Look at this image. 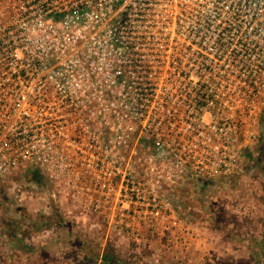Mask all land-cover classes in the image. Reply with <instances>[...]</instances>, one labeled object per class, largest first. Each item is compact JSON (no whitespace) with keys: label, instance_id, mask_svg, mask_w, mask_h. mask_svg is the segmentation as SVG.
I'll return each instance as SVG.
<instances>
[{"label":"built area","instance_id":"built-area-1","mask_svg":"<svg viewBox=\"0 0 264 264\" xmlns=\"http://www.w3.org/2000/svg\"><path fill=\"white\" fill-rule=\"evenodd\" d=\"M263 119L264 0H0V182L112 235L190 236L184 183L243 173Z\"/></svg>","mask_w":264,"mask_h":264},{"label":"rangeland","instance_id":"rangeland-1","mask_svg":"<svg viewBox=\"0 0 264 264\" xmlns=\"http://www.w3.org/2000/svg\"><path fill=\"white\" fill-rule=\"evenodd\" d=\"M261 124L263 138L247 153L243 173L184 183L177 207L190 236L177 242L155 233L130 243L93 218L70 213L37 171L11 176L0 184V264H109L106 255L114 264H264V119ZM20 239L37 250L21 258L9 244Z\"/></svg>","mask_w":264,"mask_h":264},{"label":"crops","instance_id":"crops-1","mask_svg":"<svg viewBox=\"0 0 264 264\" xmlns=\"http://www.w3.org/2000/svg\"><path fill=\"white\" fill-rule=\"evenodd\" d=\"M39 174V173H38ZM15 176V175H14ZM18 176V175H17ZM38 176H41L40 174L38 175ZM9 178H11V176L10 177H7V178H5V179H3L1 182H0V184H2V185H4L5 184V182H7V181H9ZM33 178H37V177H33ZM79 221V220H78ZM20 242H21V244L19 245V244H17V243H15V242H9V244H10V246H11V248L12 249H15L16 250V252H18V253H20V257L22 258L23 256L25 257H28L29 255H32L33 254V252L35 251V250H37V247H36V249L35 248H29L28 249V243L26 242L25 243V240H23V239H20L19 240ZM210 245V244H209ZM68 249V248H67ZM47 251H48V253H49V256H50V258H55L57 255L55 254V252H51V251H49V249H47ZM49 259H47V261H48ZM190 260V259H189ZM78 261V260H77ZM76 261H73L72 262V264H74ZM58 264H59V262H57ZM34 264H38V263H34ZM46 264H51V263H49V262H47ZM52 264H56V262H54L53 260H52ZM61 264H63V263H61Z\"/></svg>","mask_w":264,"mask_h":264},{"label":"trees","instance_id":"trees-1","mask_svg":"<svg viewBox=\"0 0 264 264\" xmlns=\"http://www.w3.org/2000/svg\"><path fill=\"white\" fill-rule=\"evenodd\" d=\"M104 260L108 261L109 264H114V258L112 256L109 257V256L106 255L104 257ZM91 264H95L94 261Z\"/></svg>","mask_w":264,"mask_h":264}]
</instances>
